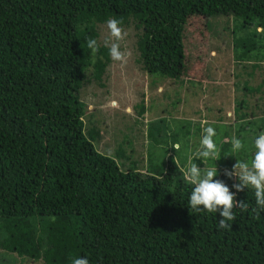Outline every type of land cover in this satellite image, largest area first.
<instances>
[{
  "label": "trees",
  "instance_id": "trees-1",
  "mask_svg": "<svg viewBox=\"0 0 264 264\" xmlns=\"http://www.w3.org/2000/svg\"><path fill=\"white\" fill-rule=\"evenodd\" d=\"M218 14L263 22L264 0H0L2 249L42 264L79 257L89 264H264V211H252L254 189L237 192L249 209L234 208L232 227L220 229L219 213L188 208L192 185L174 159L167 167L163 159L147 163V172L118 165L94 148L98 131L82 119L80 90L100 82L111 58L104 44L95 54L87 47L97 24L134 23L147 75L198 81L208 77V17ZM186 29L197 50L191 60ZM249 107L244 96L234 99L232 120L241 130L257 115ZM229 145L219 143L221 156L232 154ZM214 179L236 192L235 177L218 172Z\"/></svg>",
  "mask_w": 264,
  "mask_h": 264
},
{
  "label": "rangeland",
  "instance_id": "rangeland-1",
  "mask_svg": "<svg viewBox=\"0 0 264 264\" xmlns=\"http://www.w3.org/2000/svg\"><path fill=\"white\" fill-rule=\"evenodd\" d=\"M121 27L128 33L120 41L121 51L129 53L127 62L110 58L100 82L91 79L79 93L85 105L84 126L98 131L92 141L94 148L113 157L118 165L132 162L130 165L141 172L149 170L147 163L156 165L161 159L167 167L171 158L184 176L200 149L204 129L211 126L218 149L220 142L231 141L233 137L241 139L244 148L234 157L224 153L215 162H196L198 167L211 168L215 163L221 174L225 169L231 170L236 159L250 164L256 151L254 140L264 133V21L245 23L232 14L209 16L208 77L175 82L157 73L144 72L135 44L139 29L132 21ZM96 30L98 43L104 44L108 36L106 23L97 24ZM184 31V52L191 60L197 56V50L191 46L189 30ZM257 88L258 91L248 92ZM242 96L251 108L258 107L257 115L243 123L244 130L232 120L234 99ZM140 101L145 108L142 114L138 113ZM224 128L229 131L225 138ZM174 145H179V149ZM231 148L230 143L229 151ZM123 150L129 159L119 158ZM0 264L42 263L28 261L0 247Z\"/></svg>",
  "mask_w": 264,
  "mask_h": 264
},
{
  "label": "clouds",
  "instance_id": "clouds-1",
  "mask_svg": "<svg viewBox=\"0 0 264 264\" xmlns=\"http://www.w3.org/2000/svg\"><path fill=\"white\" fill-rule=\"evenodd\" d=\"M121 21L110 18L106 21L108 36L104 40V46L108 48V52L112 60L126 63L129 53L121 51L120 41H123L128 33L120 26ZM87 47L95 54L99 50V43L96 39L88 38ZM216 135L215 129L208 126L204 129V135L200 142V149L196 153L195 159L200 160L203 164L212 160L215 162L221 155L213 137ZM231 155L244 148L241 139L233 137L230 141ZM256 148L251 163L236 159L231 170L225 169L224 175L229 179L235 177L238 183H234L232 187L236 192L230 191L229 187L220 179H214L217 176L218 169L214 163L211 168L198 167L195 162H190L184 171L185 181L192 185V190L188 195V208L192 213L204 211L206 213H219L218 227L220 229H229L232 225L230 221H234L236 213L234 208L246 212L249 205L244 200H236L237 192L243 191L245 188L251 187L255 193L256 206L252 211L259 216L264 211V133H261L254 140ZM176 150L179 145L172 146ZM72 264H89L87 257L74 258Z\"/></svg>",
  "mask_w": 264,
  "mask_h": 264
}]
</instances>
